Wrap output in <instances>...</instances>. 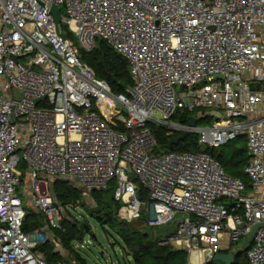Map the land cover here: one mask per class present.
<instances>
[{
    "label": "built area",
    "instance_id": "built-area-1",
    "mask_svg": "<svg viewBox=\"0 0 264 264\" xmlns=\"http://www.w3.org/2000/svg\"><path fill=\"white\" fill-rule=\"evenodd\" d=\"M62 22L86 50L101 37L128 59L126 93L81 59ZM192 110L220 114L191 128L200 144L246 137L249 189L208 151H156L151 124L182 132L171 118ZM25 175L26 205L46 219L31 231L17 192ZM56 178L96 205L92 190L114 179L119 218L174 223L160 243L187 250L189 264L233 252L259 224L247 256L264 264V0H0V264H48L37 248L72 208L53 194Z\"/></svg>",
    "mask_w": 264,
    "mask_h": 264
},
{
    "label": "trees",
    "instance_id": "trees-1",
    "mask_svg": "<svg viewBox=\"0 0 264 264\" xmlns=\"http://www.w3.org/2000/svg\"><path fill=\"white\" fill-rule=\"evenodd\" d=\"M81 59L90 65L95 74L105 79L111 86L115 94L126 93L127 87L132 85L134 79L130 70L128 59L118 52L105 38H97L94 47L91 50L79 48ZM198 110L184 111L182 114H176L171 119L175 122L189 124L190 117L196 115ZM207 118V117H205ZM203 119V118H201ZM111 124L115 128L124 129V124L118 120L111 119ZM154 134L158 141L156 151H208L215 156L224 166L225 170L232 176L243 179L247 188L250 187V178L244 171V166L249 160L247 143L241 148H232L231 141L220 147L202 145L199 142L198 133L191 132L188 136L169 148L171 141L175 140L182 132H171L166 126L151 124ZM244 136V135H242ZM245 137V136H244ZM246 138V137H245ZM225 146V147H224ZM114 180V179H113ZM115 181H110L106 189L92 190L91 195L97 202L96 207L92 208V216L105 227L108 225L111 230L121 239L123 247L128 254H131L135 264H189L188 251L175 248L170 244H161L160 240L172 234L176 230V225L170 223L169 230L163 235H154L146 228L137 226L133 221L121 220L118 216V209L121 205L115 199ZM52 192L58 202L65 206L78 207L86 205L83 191L71 184L67 180L56 178L51 185ZM139 196L148 199V191L139 186ZM72 209V208H71ZM99 209V211H97ZM145 211L142 213L144 214ZM71 210H69V214ZM141 213V219L147 217ZM148 221V220H147ZM136 223V224H135ZM46 224V219L41 212L32 208L27 209L23 228L31 231ZM64 230H54L59 242L65 251L74 254L76 263L87 264L85 257L73 247L77 240H83L86 233L91 232L90 225L87 222H81L73 216L63 219ZM167 226V225H166ZM55 242H45L38 246L46 257L48 264H57L64 260V254L55 251ZM248 248L241 247L236 254L233 264H251L247 256ZM229 251V250H224ZM207 264H213V259Z\"/></svg>",
    "mask_w": 264,
    "mask_h": 264
},
{
    "label": "rangeland",
    "instance_id": "rangeland-1",
    "mask_svg": "<svg viewBox=\"0 0 264 264\" xmlns=\"http://www.w3.org/2000/svg\"><path fill=\"white\" fill-rule=\"evenodd\" d=\"M61 29L64 35L70 37L73 43L78 47L82 48L81 43L77 35L70 32L68 30L67 25L62 22ZM17 97L21 96V92L19 90L14 91ZM157 118H162V113L159 111L155 114ZM213 118L207 117L203 119H199L197 124L200 126H208L212 124ZM166 126L168 129L169 127ZM170 130V129H169ZM247 140L244 136H239L231 141L232 148L228 150H233L235 148H241L245 146ZM225 147V146H224ZM20 167L26 172L24 161L21 162ZM26 178L25 175L22 183L18 186V194L22 198V202L26 208H31L26 205V195L24 194V188H26ZM115 181V180H112ZM116 184V181H115ZM86 205H80L78 207H72L71 213L68 217L77 218L81 222H87L90 225L91 232L86 233L83 240H77L76 244H79L78 251L85 257L87 264H135L133 261V257L131 254H128L123 247V243L121 239L111 230V228L106 225L103 227L91 214V209L96 207V204L93 200L85 199ZM28 206V207H27ZM143 214V213H142ZM148 220V214L144 212V214ZM141 216V214H140ZM137 217L134 222L137 223L138 227L146 228L154 235H163L167 230L171 228L170 225H157L150 226L146 219H141V217ZM135 223V224H136ZM164 236V235H163ZM54 240L50 242H59L58 237L54 231L53 235ZM81 243H84V246H81ZM60 244V243H59ZM243 246V242L240 241L237 245H235L231 250L233 252H237ZM40 251V250H39ZM62 252V251H61ZM64 260L59 261L57 264H74L76 263L74 254L63 249ZM213 264H225L221 260L213 259Z\"/></svg>",
    "mask_w": 264,
    "mask_h": 264
},
{
    "label": "water",
    "instance_id": "water-1",
    "mask_svg": "<svg viewBox=\"0 0 264 264\" xmlns=\"http://www.w3.org/2000/svg\"><path fill=\"white\" fill-rule=\"evenodd\" d=\"M52 12H53V14L55 16V21L59 25L60 22H61V19H62V14H61L60 7H58L56 5H53L52 6ZM220 77H222V76H220ZM44 98H45V96L37 98V101L42 100ZM212 115H215V118H219L220 117V114L218 112H215V111H208V112H205V113L200 111V112L197 113V115H192L190 117V121H189V124H188L187 128H185L182 131V133L175 140L171 141L168 147L172 148L174 144H176L179 141L185 139L188 136V134H190L191 128L195 127L197 125V122H198L199 119L205 118L207 116H212ZM97 211H99V209H97ZM258 226H259V224L254 227L252 233L246 238V240L243 243V248L247 247V244L249 242L250 237L255 234ZM237 253H238V251L235 252V253L232 252V251H221V252H218L215 255L214 259L221 260L225 264H233L235 259H236V254Z\"/></svg>",
    "mask_w": 264,
    "mask_h": 264
},
{
    "label": "bare ground",
    "instance_id": "bare-ground-1",
    "mask_svg": "<svg viewBox=\"0 0 264 264\" xmlns=\"http://www.w3.org/2000/svg\"><path fill=\"white\" fill-rule=\"evenodd\" d=\"M42 187H43V188L45 187V183H42ZM192 260H194V262H195L196 264H204L203 259H201V258H197L196 255H194V256L192 257Z\"/></svg>",
    "mask_w": 264,
    "mask_h": 264
}]
</instances>
